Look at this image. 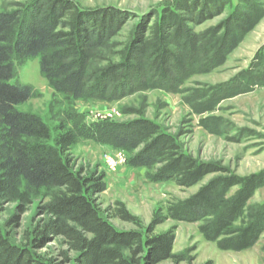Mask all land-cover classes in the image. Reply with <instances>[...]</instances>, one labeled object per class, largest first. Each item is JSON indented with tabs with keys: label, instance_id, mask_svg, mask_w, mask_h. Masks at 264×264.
Instances as JSON below:
<instances>
[{
	"label": "trees",
	"instance_id": "1",
	"mask_svg": "<svg viewBox=\"0 0 264 264\" xmlns=\"http://www.w3.org/2000/svg\"><path fill=\"white\" fill-rule=\"evenodd\" d=\"M33 1L35 6L0 11V203L12 200L22 189L26 194L47 190L49 199L42 213L48 218L36 226L31 243L42 247L54 238H62L66 249L60 251V261L36 255L14 244L0 225V264L180 261L181 257L172 253L174 230L153 233L167 218L198 221L212 217L200 226L208 241L216 242L223 250L251 247L264 227L250 223L233 228V222L264 184V173L245 179L223 177L202 186L184 202L169 206L167 215H155L146 234L139 218L117 201L115 216L133 223L139 230L118 229L97 202V195L105 190L103 174L75 169L70 151L76 143V132L64 126L53 129L40 115L19 110L18 106L29 101L34 92L31 86L15 81L16 61L34 57H39L40 70L55 90L77 99L92 96L111 99L117 86L128 84L132 76L143 72L135 66L138 58H143L159 79L168 80L171 67L179 66L181 58L170 45L187 52L195 40L189 24L220 14L229 0H185L174 8L154 12L151 25L144 23L142 30L121 51L124 61L96 71L89 70L92 52L114 45L111 38L119 31L123 13L109 8L85 10L73 0ZM241 2L243 6L235 7L222 22L220 30L225 32L212 43L214 56L234 44L229 40L233 30L239 31V38L244 34L242 23L256 17L251 0ZM218 32L215 28L209 30L212 36ZM260 78L256 82L264 80ZM93 130L97 140L132 152L129 165H159L148 176L153 182L174 181L179 186L190 187L205 175L218 171L210 163L196 161L182 150L174 135L142 116L123 122L98 121ZM233 186H238L235 195L221 203L219 209L217 189Z\"/></svg>",
	"mask_w": 264,
	"mask_h": 264
},
{
	"label": "rangeland",
	"instance_id": "2",
	"mask_svg": "<svg viewBox=\"0 0 264 264\" xmlns=\"http://www.w3.org/2000/svg\"><path fill=\"white\" fill-rule=\"evenodd\" d=\"M73 1L85 10L109 8L124 15L119 21V31L111 38L114 45L92 52L89 70L96 71L122 63L121 51L142 30L144 23L151 25L155 19L153 13L174 8L185 0ZM251 2L256 19L242 23L244 34L239 38V31L233 30L229 40L234 44L222 54L214 56L212 43L224 34L225 30L220 29L230 12L243 6L241 0H229L220 14L189 24L195 40L187 52L170 45L181 58L179 66L171 67L168 80L159 79L148 69L145 60L138 58L135 66L143 72L132 76L128 84L117 86L111 99L74 98L53 88L50 79L40 70L39 57L16 61L15 81L31 86L34 92L18 109L40 115L53 129L64 126L76 132V143L70 151L75 169L103 174L105 190L97 195V202L116 228L139 230L133 223L115 216L117 201L139 218L146 234L155 215H167L169 206L184 202L202 186L223 177L245 179L264 173V80H260L264 77V0ZM35 4L33 0H0V11L12 12ZM211 28L217 29L218 34L212 36ZM259 77L260 81L256 82ZM141 116L174 135L182 150L196 161L210 163L218 171L205 175L190 187L179 186L174 181L153 182L148 176L159 165L131 166L128 158L132 152L115 148L93 135V126L98 121L123 122ZM119 152L124 160L119 158ZM237 190L238 186L218 188V208ZM23 191L12 200L0 203V225L14 244L60 261V251L66 249L62 238H54L42 247L31 243L36 226L48 218L42 213L49 199L47 190L29 194ZM211 218L198 221L167 218L156 226L154 234L174 230L172 253L182 259H167L157 264H264V229L251 247L223 250L200 231V226ZM250 223L264 227V184L249 199L233 222V228Z\"/></svg>",
	"mask_w": 264,
	"mask_h": 264
},
{
	"label": "built area",
	"instance_id": "3",
	"mask_svg": "<svg viewBox=\"0 0 264 264\" xmlns=\"http://www.w3.org/2000/svg\"><path fill=\"white\" fill-rule=\"evenodd\" d=\"M118 156H119V158H120L121 160H124V156H123V154H122L121 152L118 153Z\"/></svg>",
	"mask_w": 264,
	"mask_h": 264
}]
</instances>
